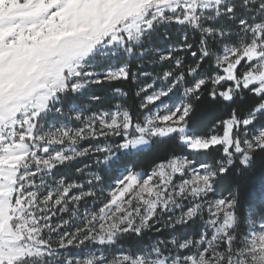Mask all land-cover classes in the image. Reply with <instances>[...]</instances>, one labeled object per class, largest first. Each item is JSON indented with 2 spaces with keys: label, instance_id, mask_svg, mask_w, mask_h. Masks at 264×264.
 Segmentation results:
<instances>
[{
  "label": "snow or ice",
  "instance_id": "6c2138e0",
  "mask_svg": "<svg viewBox=\"0 0 264 264\" xmlns=\"http://www.w3.org/2000/svg\"><path fill=\"white\" fill-rule=\"evenodd\" d=\"M0 264H264V0H0Z\"/></svg>",
  "mask_w": 264,
  "mask_h": 264
},
{
  "label": "trees",
  "instance_id": "16d2710c",
  "mask_svg": "<svg viewBox=\"0 0 264 264\" xmlns=\"http://www.w3.org/2000/svg\"><path fill=\"white\" fill-rule=\"evenodd\" d=\"M126 90H127V88H125V91ZM205 125H207V126L205 127ZM198 126L201 127L204 131H207V128L211 127V124L208 123V118L206 117L204 120L201 121V123ZM147 162H148V158H145L144 163H147ZM140 166H143V165H140Z\"/></svg>",
  "mask_w": 264,
  "mask_h": 264
},
{
  "label": "rangeland",
  "instance_id": "374dc122",
  "mask_svg": "<svg viewBox=\"0 0 264 264\" xmlns=\"http://www.w3.org/2000/svg\"><path fill=\"white\" fill-rule=\"evenodd\" d=\"M148 70L150 71L151 69ZM84 163H89V161L85 160ZM78 166H82V165H78Z\"/></svg>",
  "mask_w": 264,
  "mask_h": 264
}]
</instances>
